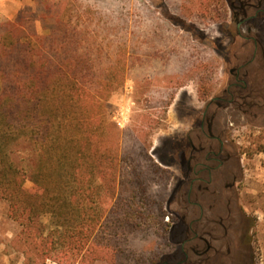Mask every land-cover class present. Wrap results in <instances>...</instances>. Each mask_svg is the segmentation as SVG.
I'll use <instances>...</instances> for the list:
<instances>
[{"label": "rangeland", "instance_id": "rangeland-1", "mask_svg": "<svg viewBox=\"0 0 264 264\" xmlns=\"http://www.w3.org/2000/svg\"><path fill=\"white\" fill-rule=\"evenodd\" d=\"M1 2L0 25L10 20L34 43L45 44L48 56L72 61L77 92L92 94L93 112L101 97L106 120L119 130L116 137L106 136L108 145L114 147V140L119 144L122 174L110 205L126 206L133 196L139 202L142 189L152 191L151 213L149 206L136 230L125 229L128 245L140 264H176L183 237L173 228L179 222L169 205L181 180L168 165L173 137L188 132L191 115L219 94L230 68L249 57L248 43L233 27H223L231 16L225 0ZM227 127L243 169L240 205L253 218L255 257L257 264H264V117L254 123L244 114ZM33 185L28 178L25 187ZM42 220L50 225L51 215L44 214ZM20 230L9 216L8 203L0 201V264H27Z\"/></svg>", "mask_w": 264, "mask_h": 264}, {"label": "trees", "instance_id": "trees-1", "mask_svg": "<svg viewBox=\"0 0 264 264\" xmlns=\"http://www.w3.org/2000/svg\"><path fill=\"white\" fill-rule=\"evenodd\" d=\"M46 48L12 21L0 25V201L21 226L20 251L27 264H140L125 229H137L155 195L110 205L122 174L119 144L106 136L119 130L101 97L93 112L92 94L77 92L73 62Z\"/></svg>", "mask_w": 264, "mask_h": 264}, {"label": "flooded vegetation", "instance_id": "flooded-vegetation-1", "mask_svg": "<svg viewBox=\"0 0 264 264\" xmlns=\"http://www.w3.org/2000/svg\"><path fill=\"white\" fill-rule=\"evenodd\" d=\"M225 2L231 16L223 27L248 43L249 57L230 68L219 94L191 115L188 132L173 137L168 165L181 180L169 205L183 237L176 264H257L253 218L240 205L241 158L227 125L244 114L254 123L264 117V0Z\"/></svg>", "mask_w": 264, "mask_h": 264}, {"label": "crops", "instance_id": "crops-1", "mask_svg": "<svg viewBox=\"0 0 264 264\" xmlns=\"http://www.w3.org/2000/svg\"><path fill=\"white\" fill-rule=\"evenodd\" d=\"M1 4H2V2H1V0H0V6H1Z\"/></svg>", "mask_w": 264, "mask_h": 264}]
</instances>
